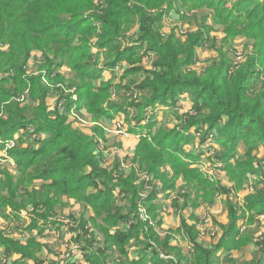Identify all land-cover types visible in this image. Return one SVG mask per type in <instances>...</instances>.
<instances>
[{"label":"trees","instance_id":"trees-1","mask_svg":"<svg viewBox=\"0 0 264 264\" xmlns=\"http://www.w3.org/2000/svg\"><path fill=\"white\" fill-rule=\"evenodd\" d=\"M172 10L187 27L181 35L162 31ZM208 20L222 29L220 43L211 38ZM241 38L249 49L236 62L233 43ZM201 47L216 55L200 71ZM26 91L29 100L19 101ZM113 92H124L127 101L111 99ZM183 101L188 109L178 108ZM81 109L95 120L124 116L129 133L139 136L129 169L119 158L108 163L98 152V136L73 125L70 115ZM208 136L221 149L208 159H222L231 187L198 166L207 153L198 147ZM11 138L17 146L8 150L19 174H0V214L29 210L35 219L30 228L40 221L50 228L64 198L75 199L93 211L89 219L65 214L75 219L67 227L89 264H110L126 254L119 264H177L175 248L150 221L157 217L162 224L163 205L155 200L161 192L175 194L181 179L186 187L180 188H193L182 196L194 206L193 193L211 201L227 195L229 219L217 244L206 247L190 236L193 263L218 264L216 250L224 249L225 263L235 264V250L255 245L249 232L241 233L240 221L251 225L254 214L264 213V189L246 197L249 216L229 197L248 174H257L259 185L264 180V158L254 153L264 147V0H0V139ZM191 143L195 154L187 149ZM6 235L0 231L5 255H21L14 264L26 258L41 264L39 242L25 247ZM260 242L262 254L252 264H264ZM130 250L137 258L129 259ZM183 261L189 264V256L178 264Z\"/></svg>","mask_w":264,"mask_h":264},{"label":"rangeland","instance_id":"rangeland-1","mask_svg":"<svg viewBox=\"0 0 264 264\" xmlns=\"http://www.w3.org/2000/svg\"><path fill=\"white\" fill-rule=\"evenodd\" d=\"M200 22V19L195 20L196 22ZM182 19L177 14L170 13L168 16L164 18L162 31L165 34H169L171 30H179L177 33L181 35L182 30H187V27L182 24ZM211 27V38L216 41V43H220L222 41V32L219 33L217 36L216 32L218 29H220L219 25H213V21L208 20L207 21ZM194 23V22H193ZM248 44L249 41L244 39L241 41H234L233 47L235 48V58L238 56V53H241V56L243 58L242 50L244 49L246 52L249 49V47H246L244 44ZM201 51V52H200ZM216 52L213 50H210L206 47H201L197 50V56L199 58L195 68L197 70H202L207 66V61L209 59H212L215 57ZM243 60V59H241ZM240 60V61H241ZM239 61V62H240ZM35 65L38 63L34 62ZM33 65V64H31ZM65 69L64 71H66ZM124 92L120 93V96H117L116 92H113V95L111 99L119 101H127L128 96H123ZM17 98V97H16ZM29 100L28 98H25L22 102H27ZM52 103V102H50ZM185 106L187 105V102H182ZM75 108V107H74ZM162 109L159 110L161 112ZM124 116L121 115V117H113V118H103L99 120H95V118L92 117L90 113H87L85 109L75 110L70 115V120L72 121L73 125L80 130H82L85 134L88 135H96V131H101L105 134L104 138H101L103 141H101V150L98 152H101L103 155H105L111 162V160L120 154L122 155L126 148L131 144V133H129V124L125 123L123 118ZM117 122L123 124L124 131L127 134H118L117 133ZM169 126H172L175 124V121H168ZM176 124L179 125L180 123L176 121ZM105 128V130H104ZM196 131L194 129L191 131V133L196 134ZM99 134V133H98ZM109 135V138L104 141L106 136ZM120 138V139H118ZM208 139V137L206 138ZM123 143L125 144V148L123 146ZM197 143V140H196ZM194 143H191L190 146L187 148L189 153L195 154L196 149L193 147ZM17 146V144H16ZM14 146V147H16ZM12 147V148H14ZM10 148V149H12ZM115 148H117L115 150ZM136 148V144L134 145V149ZM204 149V147H198ZM9 149V150H10ZM212 149H218L219 143L214 142V145H212ZM9 150L6 153L5 152V146L0 149V174L2 171H6L9 174L13 175L14 177L18 176L19 174V168L16 165V162L14 158L9 154ZM241 150V151H240ZM118 152V153H117ZM243 153V148L239 149V154L241 155ZM256 154V157L259 159L264 158V149H261L259 147L257 150L254 151ZM126 161V169H129L131 166V159L128 156V158L123 157ZM202 164L198 165L200 167L204 166V161L201 160ZM219 164L217 166L218 170L214 171V174L216 176L215 180H218L220 184H223L224 186H233V183L229 179V175L224 167V162L222 159L219 158ZM164 170H168L171 172L169 167H165ZM263 175V173H262ZM264 178V175H263ZM262 178V179H263ZM174 179V177L172 178ZM176 179V178H175ZM174 179V180H175ZM214 180V181H215ZM252 182L247 178L243 187L240 190L237 191H231L229 197L233 199L235 204L237 203L239 205V208L243 209L245 211L246 215L249 216V211H246L245 206L247 204L246 197L248 195L256 193L258 190L264 189V180L262 181V184L257 183V179H252ZM182 182L179 181L178 184H181ZM181 186V185H180ZM186 187V184L184 185ZM186 190V191H185ZM193 188H177L176 193H172L169 195V198L171 200V203H169L168 206L163 205V208L160 209L158 212L160 214V218L162 219V224L157 225L158 218H151L150 225L155 227V230L160 234L161 238H165L170 241V243L175 248L174 252L172 253L171 258L175 259V263L178 264V260H184V257L186 256L188 258L189 256V264L193 263L194 258V252H193V241H191L190 236L196 237V239L201 243L202 245L206 247H212L217 244L219 241V238L222 235V228L223 225L227 224L226 222H223L226 220V217L228 216V209L226 206V194H216L214 201L205 199L202 196V192H200L199 197H197L196 193L192 195L193 199H197L199 201L198 206H193L194 202H189V198H183L182 194H190L192 192ZM164 192H161L156 198L155 202L158 201V203L163 202L159 199H164L166 195L163 194ZM167 197V196H166ZM180 200L181 201L180 203ZM178 201V203L176 202ZM65 204L63 206L58 207V212L55 214V216L52 218L51 222L55 223V226H51L50 228H47V222L40 221L39 225H37L34 228H30L31 225H33L34 220H29L30 212L29 210L22 209L23 213H21L19 216L17 212L13 211L10 216H4L0 214V231L7 234L6 236L18 241L20 244L25 245V247L29 244V240L35 239L37 242L41 244V247L39 250H37V256L39 257V262L41 264H89L85 258H84V252L81 251L80 247L76 249L75 253L71 255L70 258H66L68 253L71 250H74V245H69L68 240L73 241V237H70L68 233L65 232V225L63 222H60V220L65 216V214H70L74 212L75 216H81L83 215L86 219H89V217L92 215L93 211L91 208H88L86 205L76 201L75 199L70 198H64ZM201 203V204H200ZM168 204V203H167ZM189 205H192L195 209H198L200 206H204V211L202 215H200L199 219L192 222H190L186 219L185 210L188 209ZM171 206V207H169ZM211 208L214 209V213L211 212ZM189 211V210H188ZM187 211V212H188ZM227 211V214H226ZM10 213V209L6 211V214ZM171 212V213H169ZM206 217V222H205ZM262 217H264V213L260 214H254V220L253 223L250 225L248 221L241 220L240 221V229L241 227H244V232H249L250 235L255 236L253 237L255 245H251L250 247L242 248L241 250L237 251L235 250L234 253L232 251V255L236 260L235 264H252L259 260L261 256V242L257 245L256 242L260 241L261 235L264 233V222H262ZM179 219V226L176 225V220ZM227 219H229L227 217ZM91 225V231L94 233L96 232V227L91 222H89ZM76 225V223H73V226ZM123 227V225H122ZM187 227V228H186ZM243 232V233H244ZM100 240L102 239L101 235L97 236ZM77 241V240H76ZM79 241H77L78 243ZM75 243V242H74ZM32 253H34V249H30ZM163 254V253H162ZM165 257H168L166 254H163ZM227 253L224 249H218L216 250L215 256L217 257L218 264H226L225 259ZM112 256V255H111ZM75 257V258H74ZM127 257L126 255H118L113 256V261L110 264H119V261L122 258ZM128 257L131 260L132 258H137V253L134 250H130V253H128ZM0 258H1V264H14V261L21 259V255H13V257H8L5 255L4 250L2 247H0ZM74 258V259H73ZM26 264H38V262L34 261L33 259H24ZM185 261L182 263L184 264ZM188 263V262H187ZM127 264H130L129 261H127ZM180 264V263H179Z\"/></svg>","mask_w":264,"mask_h":264},{"label":"built area","instance_id":"built-area-1","mask_svg":"<svg viewBox=\"0 0 264 264\" xmlns=\"http://www.w3.org/2000/svg\"><path fill=\"white\" fill-rule=\"evenodd\" d=\"M242 59V56H241V53H238V56L235 58V60H236V62H239L240 60ZM116 69H117V72H119V69H120V66L118 65L117 67H116ZM25 94H23V95H21L20 97H19V101H23L25 98H27V94H28V92L26 91V92H24ZM179 104V109H181V110H184V109H188L187 108V106H185L182 102H179L178 103ZM177 104V105H178ZM122 123V122H121ZM121 123H119V122H117V127H116V129H117V133L118 134H127L125 131H124V129L122 128V127H124L123 126V124L121 125ZM196 133V135L197 136H200L199 135V133L198 132H195ZM98 140H99V142L101 143V141H102V139H100L99 137H98ZM0 143H3L4 144V146H5V152L7 153L8 152V149H10V148H12V147H14V146H16V144H17V140L15 139V138H11V139H8V140H2V139H0ZM101 145V144H100ZM212 145H214V142H213V140L211 139V136H208V139H206L203 143H201L200 144V147H204V150H207V153H206V157H204V158H202L201 160H203L204 161V166L203 167H200L204 172H206L207 173V176L211 179V180H215L216 179V176H215V174H214V168L212 167V165L214 164V165H220L219 163H215L214 162V160H212V159H208V157L209 156H211L212 158H214V155L217 153V149H212L211 147H212ZM201 150H203L202 148H201ZM201 162V161H200ZM145 178H149L147 175H145L144 176ZM248 179L250 180V182L251 183H253L252 182V179H258V175L257 174H254V173H251V174H248ZM150 189H152V188H149L148 190H150ZM147 196V192L145 191V192H143V194H142V197H146ZM21 213H23V211H21ZM142 213L144 214V209H142ZM143 217L144 218H147V216L146 215H143ZM27 219H29V220H31V217L29 216V218H27ZM262 222H264V217H262ZM60 222H63L64 224H66V227H67V225L68 224H73V223H75V219L74 218H71V217H67L66 215L65 216H63V218L60 220ZM205 222H206V217H205ZM240 231H241V233H243L244 232V227H241V229H240ZM65 232L66 233H68L69 235H70V237H73V235H74V233L73 232H71L70 230H68V227L65 229ZM260 241H264V233L261 235V237H260V239H259ZM68 244L69 245H74V250H71L69 253H68V255L66 256V258H70L71 257V255H73L74 253H75V251H76V249H78V247H80L77 243H74L72 240H68ZM261 246H263V245H261ZM81 249V248H80ZM82 251V250H81ZM83 252V251H82ZM75 258V257H74ZM73 258V259H74Z\"/></svg>","mask_w":264,"mask_h":264},{"label":"crops","instance_id":"crops-1","mask_svg":"<svg viewBox=\"0 0 264 264\" xmlns=\"http://www.w3.org/2000/svg\"><path fill=\"white\" fill-rule=\"evenodd\" d=\"M170 13H172V14H177L174 10H172ZM178 15V14H177ZM191 27H193V28H196V26H197V24L194 22V23H191V24H189ZM220 32H222V29L220 28V29H218L217 30V32H216V34H217V36L219 35V33ZM222 34H223V32H222ZM222 37H224V34H223V36ZM241 40H244L243 38H241V39H238V40H236V41H241ZM201 52V51H200ZM54 101H55V98L54 97H51L50 99H49V103L50 102H52V103H54ZM51 103V104H52ZM187 108L188 107H190V105H189V103L187 102ZM168 110H166L164 113H166ZM104 130H105V128H104ZM106 131V130H105ZM131 137H130V139H131V144L126 148V150H125V152L121 155L120 154V152L118 153V155L116 156V157H114V159H116V158H119V159H124L123 157H126V158H128V156L130 157V159H131V157L134 155V145L136 144L137 145V143H138V141H139V136H137V134L136 133H133V132H131ZM97 136L101 139V138H104L105 137V134L102 132L101 134H97ZM109 138V135H107L106 136V138L104 139V141L106 140V139H108ZM118 139H120V138H118ZM103 141V140H102ZM123 146H124V148H125V144L123 143ZM117 148H115V150H116ZM261 149H264V147H262ZM106 157V156H105ZM179 181H181L182 183L181 184H178L179 183ZM181 185V186H180ZM184 186V183H183V181L181 180V179H178L177 181H176V188H180V187H183ZM162 187V186H161ZM163 187H165L164 185H163ZM167 196V197H166ZM165 196V198L164 199H159V200H161V201H163V202H160V204L161 205H164L165 204V206H168L169 205V203H171V200L170 199H168L169 198V195H166ZM181 201H183V200H180V203H181ZM168 203V204H167ZM201 204V203H200ZM194 206V205H193ZM192 205H189V207H188V209L187 210H185L184 212H185V214H186V219L190 222V224L192 223V222H194V221H196V220H198L199 219V217H200V215H202V213H203V211H204V206H200V207H198V209H195L194 207H193ZM169 207H171V206H169ZM189 210V211H188ZM211 210V212H213L214 213V209L213 208H211L210 209ZM188 211V212H187ZM200 212H202V213H200ZM169 213H171V212H169ZM226 214H227V211H226ZM228 217V216H227ZM227 217H226V220L225 221H223V222H226L228 219H227ZM178 219V218H177ZM179 221V219L178 220H176V222H178ZM228 222V221H227ZM176 225H178L179 226V222L178 223H176ZM254 237V236H253ZM251 245H248L247 247H250ZM246 247V248H247Z\"/></svg>","mask_w":264,"mask_h":264}]
</instances>
